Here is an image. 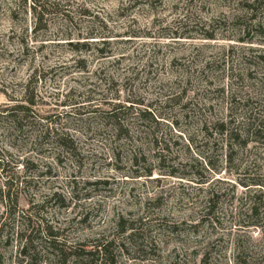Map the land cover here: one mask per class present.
<instances>
[{"label": "rangeland", "instance_id": "374dc122", "mask_svg": "<svg viewBox=\"0 0 264 264\" xmlns=\"http://www.w3.org/2000/svg\"><path fill=\"white\" fill-rule=\"evenodd\" d=\"M37 1L35 27L33 0H0V264H24L39 221L66 249L113 241L117 264H264L260 230L237 215L252 203L242 184H264V138L229 164L204 133L264 122V0ZM17 104L31 109L13 122ZM117 105L119 133L104 118Z\"/></svg>", "mask_w": 264, "mask_h": 264}, {"label": "trees", "instance_id": "16d2710c", "mask_svg": "<svg viewBox=\"0 0 264 264\" xmlns=\"http://www.w3.org/2000/svg\"><path fill=\"white\" fill-rule=\"evenodd\" d=\"M25 1V0H23ZM33 14L35 16V27H37L40 23L47 22L46 18V7L45 5L40 4L37 0H33L32 6ZM72 47H74L77 51L81 47H87V44L82 43H70ZM29 105H34L33 100H29ZM31 106H25L22 104H17L11 107L8 111L9 118L15 122L20 114L29 112ZM121 105L114 106L111 111L106 112L104 118L113 125L116 133L122 131V126L120 123V115H121ZM126 110L129 108L125 107ZM147 112H139L136 117L137 120H145L148 114ZM234 122H226L223 120L211 122L210 124H205V135L209 136L210 131H214L220 138H222L226 142V147H229V155L227 156V163L232 162V154L234 153L233 147L236 149L246 148L247 145L251 142L254 143H262L261 138H264V122H260L259 126H257V122H248L247 125H235L232 126ZM256 125V126H254ZM63 141V140H60ZM62 147H66V142H62ZM206 159V160H205ZM205 163L208 161L211 164L209 158H204ZM1 163V162H0ZM138 173V172H136ZM147 177L152 176L151 170H147L145 173ZM138 175V174H136ZM141 177V176H139ZM138 178V177H137ZM94 185V184H93ZM243 187L247 188L249 191V200L252 202L250 207L244 212L239 211L237 213L239 221L244 223L245 229H256L260 230L261 238L264 243V184L258 181H253L252 184H242ZM255 187H260L261 189H254ZM252 190V191H251ZM255 193L252 197L251 194ZM7 198L8 203L17 204V200H11L10 192L5 196ZM215 197L213 196L210 201L214 202ZM7 204V203H6ZM30 213V212H29ZM24 214L22 216V222L26 223L28 228L32 227L31 222L34 218L33 215H37L36 213ZM244 218V220H243ZM214 207L210 206V208L206 209V212L203 216V220H206L209 225H213L216 220ZM39 221V220H38ZM43 221V220H42ZM28 222V223H27ZM40 225L33 227L31 229V233L29 236L28 230L24 229V234L21 236V249L20 256L24 261V264H68L70 259L72 258L74 263L76 264H91L95 261L96 257L102 259L101 264H117L113 258L111 253V247L113 246V241L102 243L100 245L94 246L89 249L87 246L82 248H68L66 249V245L63 244L60 240V230L54 228L52 225L47 223L43 224L41 221ZM44 222V221H43ZM30 225V226H29ZM117 229L120 230L121 233H126L128 230L130 232L129 239H133L137 235L134 232L133 228H124V223L122 220L118 221ZM44 233L45 243L41 242V245L36 244L35 239L42 236ZM40 248V249H39ZM43 253L48 255V260L45 263L43 260Z\"/></svg>", "mask_w": 264, "mask_h": 264}]
</instances>
